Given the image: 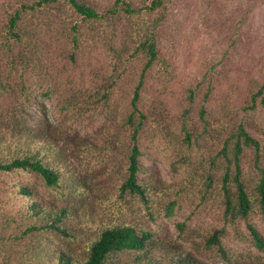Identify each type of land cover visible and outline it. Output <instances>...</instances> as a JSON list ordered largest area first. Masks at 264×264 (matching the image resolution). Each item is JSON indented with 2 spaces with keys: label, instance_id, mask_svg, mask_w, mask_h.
Wrapping results in <instances>:
<instances>
[{
  "label": "rangeland",
  "instance_id": "374dc122",
  "mask_svg": "<svg viewBox=\"0 0 264 264\" xmlns=\"http://www.w3.org/2000/svg\"><path fill=\"white\" fill-rule=\"evenodd\" d=\"M33 1L0 0V161L31 152L58 179L0 169V264H63L62 253L81 264L100 230L116 225L149 230L157 245L111 252L105 264H178L167 254L180 250L202 264H264L246 225L264 238L257 203L247 220L224 204L236 141L253 199L264 173V0H126L132 12L86 0L99 18L57 0L21 9L18 39L9 18ZM147 38L156 52L148 65ZM139 121L148 204L121 188ZM56 214L65 233L46 223ZM216 229L220 245L207 242Z\"/></svg>",
  "mask_w": 264,
  "mask_h": 264
},
{
  "label": "trees",
  "instance_id": "16d2710c",
  "mask_svg": "<svg viewBox=\"0 0 264 264\" xmlns=\"http://www.w3.org/2000/svg\"><path fill=\"white\" fill-rule=\"evenodd\" d=\"M57 0H34L31 3H21L20 9H17L13 15L10 16V28L11 33L16 36L18 39L21 38L20 32L14 30V26L17 23V20L21 16V9H34L42 4H48ZM71 6L79 12L83 17L86 18H99L104 17L105 12H99L96 7L86 0H67ZM160 0H153L151 5H156ZM117 8H121L127 12L137 11L138 8L131 6L130 2L126 0H114L113 6L110 7V11L114 12ZM141 46L146 49L148 54L146 65H148L153 57L155 56V44L152 38H147L141 42ZM142 76V73H141ZM142 83V78L139 79L138 83L135 86L132 103L134 109H137L135 104L138 97V90ZM264 105V98L262 99ZM201 116L204 114V109L200 110ZM128 121L133 122L132 114L128 116ZM140 121L134 125L131 132V148L128 153V163H127V175L123 183L121 184L122 189H128L130 192L137 194L145 204H148L149 198L146 190V185L140 182L138 179V173L140 170L139 157L141 154L140 145L138 143V128L140 126ZM240 134L243 135V139L246 143H252L257 145V141L248 135V133L239 129ZM241 146L239 141L235 143L234 150V172L231 178L235 184V190L232 194L226 192L224 194V204L225 211L231 217H241L247 220V216L252 211L254 207V201L257 203L260 211L264 215V173L262 177L256 184V195L253 199L249 191L247 190L245 184L240 178L241 170L238 163V152L240 151ZM16 168H23L38 172L44 179L47 184H56L58 179V173L47 164L43 163L40 157H37L34 153L25 152L17 156L11 157L8 160L2 162L0 161L1 170H13ZM230 175L227 171L224 173V190L227 191V179ZM210 182V181H209ZM20 189L23 193L29 195L31 190L26 186H21ZM36 201H33L30 204V207L34 212H38L39 205ZM37 205V206H36ZM174 205V200H171L168 204V213H172V207ZM65 209L62 208L61 211ZM56 217L49 220L47 225L55 230L65 233L66 229L63 226L58 224L59 216L56 214ZM246 225L250 230L251 236L255 244L261 248H264V238L256 228V226L250 222L246 221ZM35 226V225H33ZM33 227H28L31 229ZM220 233L221 229H216L208 238V243H216L220 245ZM153 232L149 230H138L130 225H116V226H106L103 227L98 236L90 243L88 248V254L81 264H105L111 252L125 250V249H134V250H147L150 247L153 249L157 245V240L154 239ZM178 253V254H177ZM168 261H176L178 264H202L197 258H195L191 252H169L167 254ZM60 259L63 264H69L71 257L67 253H62ZM253 264H261L256 261Z\"/></svg>",
  "mask_w": 264,
  "mask_h": 264
}]
</instances>
